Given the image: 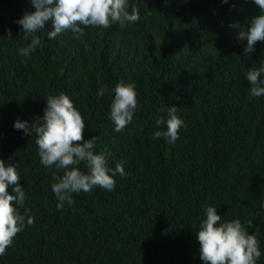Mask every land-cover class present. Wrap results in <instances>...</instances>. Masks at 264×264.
Segmentation results:
<instances>
[{
    "label": "trees",
    "instance_id": "1",
    "mask_svg": "<svg viewBox=\"0 0 264 264\" xmlns=\"http://www.w3.org/2000/svg\"><path fill=\"white\" fill-rule=\"evenodd\" d=\"M133 7L140 19L124 26L69 30L52 40L37 33L41 45L21 57L31 37L22 38L17 20L34 9L30 0H0V160L17 166L26 196L18 209H30L35 221L0 264H203L195 233L206 206L222 222L239 219L247 228L251 219L248 232L259 230L256 264H264V96L250 95L245 76L264 63V41L245 56L247 42L236 38L257 6L128 0L129 13ZM120 81L135 85L138 107L115 132L108 113ZM61 92L85 120L84 139L97 136L94 151L106 146L108 166L123 161L127 175L114 177V190L73 194L74 203L57 210L56 170L41 164L35 134L13 125L42 116L45 98ZM169 106L184 122L175 144L153 139Z\"/></svg>",
    "mask_w": 264,
    "mask_h": 264
},
{
    "label": "clouds",
    "instance_id": "2",
    "mask_svg": "<svg viewBox=\"0 0 264 264\" xmlns=\"http://www.w3.org/2000/svg\"><path fill=\"white\" fill-rule=\"evenodd\" d=\"M253 3L258 8V15L247 26H241L236 37L247 42L243 49L245 56L255 51L256 42L264 41V0H253ZM30 4L34 10H25L17 20L24 33L22 38L28 41L31 37L30 43L18 49L21 57H30L41 45L37 33L43 32L52 40L69 30L83 35L85 28L108 29L114 23L124 26L140 19L137 8L133 7L131 13L127 10L128 0H30ZM48 23L52 25L51 31L46 30ZM7 38L13 39L10 30ZM245 76L250 95L264 96V63L249 68ZM107 91V86L101 87L98 96L102 97ZM112 91L114 98L108 118L114 124V131L122 132L138 107L137 93L133 83L124 81L116 83ZM45 100L42 116L31 122L17 119L13 126L29 137L35 134L41 164L56 170L51 176V188L57 200V210H63L65 204L72 205L73 194L90 193L96 187L114 190V177L127 175L123 161L110 168V150L105 146L101 151H94L99 138L93 135L84 139L85 120L66 94L49 95ZM155 123L159 130L153 133V139L162 137L168 144H175L184 122L177 115V107L169 106L166 118L159 116ZM165 125L166 128L162 127ZM81 164L87 172L81 171ZM20 179L16 165H6L5 160H0V256L5 254L26 224L30 226L35 222L28 215L30 209L25 208L24 214L18 209L26 198ZM261 206L264 207V202ZM204 217L195 233L203 264H256L261 256L257 239L259 230L248 232L247 229L254 226L251 219L246 222L247 228L239 219L222 222L214 206L204 208Z\"/></svg>",
    "mask_w": 264,
    "mask_h": 264
}]
</instances>
